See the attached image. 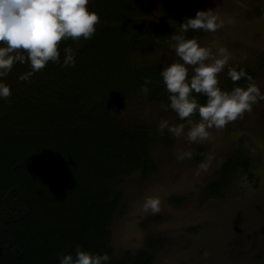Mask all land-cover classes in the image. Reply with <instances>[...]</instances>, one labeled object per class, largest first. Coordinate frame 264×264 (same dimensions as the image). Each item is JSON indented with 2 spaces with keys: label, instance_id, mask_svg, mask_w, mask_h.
Here are the masks:
<instances>
[{
  "label": "trees",
  "instance_id": "trees-1",
  "mask_svg": "<svg viewBox=\"0 0 264 264\" xmlns=\"http://www.w3.org/2000/svg\"><path fill=\"white\" fill-rule=\"evenodd\" d=\"M157 2L89 0L88 10L100 17L91 39L62 41L60 64L50 61L29 81L19 79L31 70L27 62L15 63L0 77L11 89L10 97H0V264H60V257L75 255L77 246L106 253L105 264H152L147 252L114 263L111 227L123 213L121 181L139 173L147 177L155 170L153 145L160 139L170 143L168 133L120 118L127 104L142 96L170 104L162 65L136 60L168 45L180 24L197 12L191 4L165 0L172 25L159 26L149 18ZM208 33L180 34L192 39ZM66 47L74 51V66L62 67ZM240 69L254 79L252 71ZM145 78L152 81L146 95L140 91ZM227 83L231 91L247 80ZM192 94L206 103L204 95ZM204 155L201 149L194 160ZM251 166L246 150L228 153L205 187V198H224L236 176ZM162 244L148 241L150 248Z\"/></svg>",
  "mask_w": 264,
  "mask_h": 264
},
{
  "label": "rangeland",
  "instance_id": "rangeland-1",
  "mask_svg": "<svg viewBox=\"0 0 264 264\" xmlns=\"http://www.w3.org/2000/svg\"><path fill=\"white\" fill-rule=\"evenodd\" d=\"M164 1L158 0L149 17L159 26L172 25ZM171 1L191 4L196 11H214L223 20V27L195 39L213 53L218 47H226L231 53L229 66L252 71L264 94V0H199V5L194 3L198 0ZM173 43L140 55L136 63H159L164 69L182 62L175 55ZM227 71L225 67L218 75L219 87L226 91ZM188 75L189 79L193 75L191 67ZM162 105L142 96L127 104L120 118L126 123L148 125L155 132H159L161 120L169 125L184 123L187 132V121L165 111ZM191 119L198 121L199 117ZM209 131V140L189 143L164 129L170 143L160 139L153 145L151 162L155 170L147 177L139 173L121 181L118 190L123 193V213L116 215L111 227L114 263L147 252L152 264H264V101L222 130ZM241 148L252 158L249 171L236 176L224 198H205V187L215 179L228 153ZM201 149L205 155L196 162L194 157ZM187 151L192 152L191 159L176 158L178 152ZM201 163L208 168L197 175ZM150 195L161 200L157 214L141 210ZM173 199L183 203L174 204ZM148 241L163 244L150 248Z\"/></svg>",
  "mask_w": 264,
  "mask_h": 264
},
{
  "label": "clouds",
  "instance_id": "clouds-1",
  "mask_svg": "<svg viewBox=\"0 0 264 264\" xmlns=\"http://www.w3.org/2000/svg\"><path fill=\"white\" fill-rule=\"evenodd\" d=\"M89 0H0V77L7 76L15 63H29L30 71L22 74L21 81H29L30 77L45 68L51 61L60 64L59 45L62 41L81 37L91 39L100 23L96 12L87 8ZM223 20L212 10L197 11L194 18H186L180 24V33L203 30L216 32L223 27ZM175 55L182 62H173L165 67L160 75L169 94L170 104L161 107L167 111L170 107L186 125H169L161 120L158 131L163 135L167 129L173 136H183L189 143H201L211 138L210 129L222 130L227 124L250 113L253 106L264 101V94L255 83L253 77L243 69L237 71L229 66L231 53L226 47H218L213 53L210 47L201 46L195 38L187 39L183 34L171 36ZM65 58L62 67L74 66V51L71 47L64 49ZM193 69L189 79L188 68ZM228 68L227 76L235 84L246 78L247 86H236L231 91L219 87L218 75ZM152 81L144 79L140 91L148 94V84ZM206 97V103L200 104L192 94ZM11 89L0 82V97L7 99ZM199 115V120L191 119ZM192 152H178L176 158L191 159ZM207 164L201 163L197 171H206ZM144 213L157 214L161 211V200L158 196H146L141 206ZM110 258L84 251L77 246L75 255L60 257V264H105Z\"/></svg>",
  "mask_w": 264,
  "mask_h": 264
}]
</instances>
